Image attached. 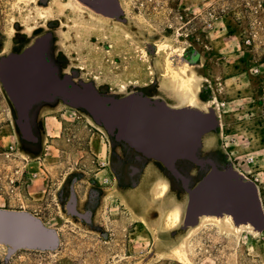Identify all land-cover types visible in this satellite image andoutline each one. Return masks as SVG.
Returning a JSON list of instances; mask_svg holds the SVG:
<instances>
[{"label": "rangeland", "instance_id": "374dc122", "mask_svg": "<svg viewBox=\"0 0 264 264\" xmlns=\"http://www.w3.org/2000/svg\"><path fill=\"white\" fill-rule=\"evenodd\" d=\"M39 44L54 85L28 103L6 63ZM190 98L214 119L199 162L167 164L121 121L135 109L161 128L151 145L196 143ZM214 171L253 183L264 212V0H0V211L58 242H0V264H264L241 205L221 199V215L194 193Z\"/></svg>", "mask_w": 264, "mask_h": 264}, {"label": "water", "instance_id": "95a60500", "mask_svg": "<svg viewBox=\"0 0 264 264\" xmlns=\"http://www.w3.org/2000/svg\"><path fill=\"white\" fill-rule=\"evenodd\" d=\"M44 50L45 47L39 44L30 52L22 56H15L6 63V68L9 71L15 70L14 72L16 75L14 74L12 78L14 87L17 89V96L26 100L28 103H34L43 96V91L46 88H51L54 85L53 71L45 65L43 59ZM30 58L36 59V65L39 66L41 70L38 71V73L42 72L41 74H43L44 77L34 76V80L26 84L21 81V75L24 72L22 63ZM100 99L101 98L96 99L98 100L97 103L103 105ZM114 109L115 112H113L112 115L115 116L116 124V122L119 123L118 120L120 121V118L116 115V107ZM195 117L201 127L199 137H201V134L207 132L205 127L212 124L214 126V119L212 117H205V119L203 118L200 120L197 114ZM120 127L122 128L123 126L120 125ZM181 137L180 140L177 139L173 141L169 147H165L164 145L156 147L144 139H142V141L146 145H150L151 149L157 150L159 158L169 165H174L178 158L187 159L184 157L185 154L192 156V158L187 160L198 162L199 160L196 154L200 146L201 138H198V142L195 143L190 136H185V138L184 136ZM238 178V174L233 171H214L201 182L194 193L199 195L206 205L216 208L217 210H215V212L219 211V214H222V212H220L222 211L220 210L221 199L241 205L238 209L243 216L242 218H236L237 221L239 223L246 222L248 225L252 226L254 230L263 232L264 212L258 190L253 183L240 181ZM251 201L255 204V212H249L247 209V205ZM228 213L233 216V213ZM250 213L256 214L257 216L254 218V215L252 216ZM202 214L214 215L213 212H202ZM0 242L7 244L14 250L20 248L50 249L55 248L58 244L56 234L44 228L32 216L6 211H0Z\"/></svg>", "mask_w": 264, "mask_h": 264}, {"label": "bare ground", "instance_id": "6f19581e", "mask_svg": "<svg viewBox=\"0 0 264 264\" xmlns=\"http://www.w3.org/2000/svg\"><path fill=\"white\" fill-rule=\"evenodd\" d=\"M45 53V52H44ZM44 55V54H43ZM45 56V55H44ZM45 58V57H44ZM36 59L35 58H30V59H27L25 60L22 65L24 67V72L22 73L21 75V81L23 83H26V84H29L31 81L34 80V76H43V74H41L42 72H39L38 71H41L39 66H37V62L35 61ZM36 62V63H35ZM44 77V76H43ZM179 83V82H178ZM185 83H182L181 82V88H185L186 90L190 91V85L189 84H185ZM181 89V90H182ZM191 92V91H190ZM194 99L193 98H190L189 99V102H188V108L187 110L191 113H193L194 115H196V112L197 110L195 109L196 106L194 105ZM135 108V107H134ZM132 110H135V109H132ZM127 111L129 113H127V115H123L121 118H122V123L124 124V126L128 129V131L135 129L137 135L139 136V139H143V136H144V133H147L148 135L150 136H153L155 138H160L161 136V128L156 124V123H153L151 122L149 119H147L145 116H143L142 114L136 112V111ZM169 111V109H168ZM170 113V112H169ZM180 114V113H179ZM176 115V114H175ZM188 115V114H187ZM166 116V115H165ZM179 117V116H178ZM188 117V116H186ZM184 118V117H183ZM187 120V119H186ZM178 122V121H177ZM190 123V122H189ZM198 123V122H197ZM167 126V125H166ZM186 126V125H185ZM201 127H199L200 129ZM206 129V128H205ZM168 130V129H167ZM173 130V129H172ZM193 131V130H192ZM194 132H196L194 130ZM166 134V133H165ZM169 134V133H168ZM199 134V133H198ZM203 134H201V137H202ZM174 136V135H173ZM168 137V136H167ZM178 137V136H177ZM199 137V139L201 138ZM181 139V138H180ZM197 139V138H196ZM197 139L196 141L198 142ZM174 140V139H172ZM169 146V145H168ZM199 151V148L197 149V152ZM189 154H185L184 157L187 158V159H190L188 158ZM199 162V161H198ZM214 183V182H213ZM187 184V183H186ZM190 184V183H188ZM187 184V187H189V185ZM162 189L163 191L167 192V186L164 184V186L162 185ZM188 191H192L191 189L188 188ZM164 193V192H163ZM222 210V209H221ZM224 210V209H223ZM226 211V210H225ZM222 212V211H221ZM222 215V214H221ZM232 216L230 214H228V216L226 217V223H229L230 225H233L232 224V221H231V218ZM35 219V218H34ZM180 219V211L179 209H175L172 211V213L170 214V216L168 217L167 221L169 223H176L178 222ZM36 220V219H35ZM38 223L39 221L36 220ZM237 224L240 225V223L236 222ZM178 253V257L181 259L182 256Z\"/></svg>", "mask_w": 264, "mask_h": 264}, {"label": "built area", "instance_id": "2783aa9c", "mask_svg": "<svg viewBox=\"0 0 264 264\" xmlns=\"http://www.w3.org/2000/svg\"><path fill=\"white\" fill-rule=\"evenodd\" d=\"M246 43L250 44L251 40L247 41ZM253 72L257 75L259 73V69L257 67H255V68H253ZM11 149H13V147H11ZM261 204H262V202H261Z\"/></svg>", "mask_w": 264, "mask_h": 264}, {"label": "flooded vegetation", "instance_id": "af4514ba", "mask_svg": "<svg viewBox=\"0 0 264 264\" xmlns=\"http://www.w3.org/2000/svg\"><path fill=\"white\" fill-rule=\"evenodd\" d=\"M158 198V197H157ZM159 199V198H158ZM74 200H76V196H74ZM75 203H76V201H75ZM75 210H76V208H75ZM92 219V218H91ZM199 225V223H196L195 225H194V227H197Z\"/></svg>", "mask_w": 264, "mask_h": 264}]
</instances>
